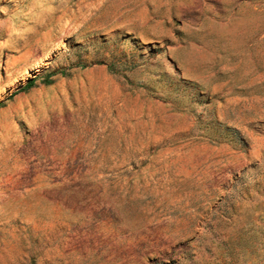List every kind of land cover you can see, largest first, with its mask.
Here are the masks:
<instances>
[{"label": "rangeland", "instance_id": "374dc122", "mask_svg": "<svg viewBox=\"0 0 264 264\" xmlns=\"http://www.w3.org/2000/svg\"><path fill=\"white\" fill-rule=\"evenodd\" d=\"M230 249L264 252V0H0V264Z\"/></svg>", "mask_w": 264, "mask_h": 264}, {"label": "trees", "instance_id": "16d2710c", "mask_svg": "<svg viewBox=\"0 0 264 264\" xmlns=\"http://www.w3.org/2000/svg\"><path fill=\"white\" fill-rule=\"evenodd\" d=\"M56 72H48V73H45L44 75H36L32 78H30L29 80H27V82L22 85L18 90H16L15 92H13V94H11L9 97H12L14 94L18 93V92H24V91H27L28 89L32 88L35 86V82L37 81V79H42L43 83L48 85L51 83V77L53 75H55ZM251 256L254 257V259H256L258 262L257 263H254V262H251L250 261V264H263L264 262V252H254L252 251L251 253ZM229 259H230V263L232 264H241L240 260H239V256H238V253L235 252L234 250H229V252L227 253Z\"/></svg>", "mask_w": 264, "mask_h": 264}]
</instances>
